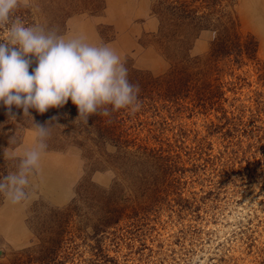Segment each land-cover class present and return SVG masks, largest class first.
Segmentation results:
<instances>
[{
  "label": "rangeland",
  "instance_id": "1",
  "mask_svg": "<svg viewBox=\"0 0 264 264\" xmlns=\"http://www.w3.org/2000/svg\"><path fill=\"white\" fill-rule=\"evenodd\" d=\"M104 1L99 14L73 15L63 27L44 23L49 0H26L22 6L46 30L58 29L66 37L83 35L90 44L110 46L126 67L168 74L169 60L152 43L160 25L153 0ZM236 10L242 33L257 39L264 64V0H237ZM214 36L201 32L190 52L200 64L201 79L178 101L148 113V124L133 136L137 146L164 159H130L121 197H136L137 216L98 228L104 192L115 188L117 171L106 168L92 174L84 153L74 146L46 149L30 180L29 199L13 205L0 195V264L26 260L39 249V239L53 238L54 224L66 221L57 212L71 205L78 210L57 241V259L50 264H264V72L251 65L239 69L221 64L222 72L212 70L207 59ZM7 38L8 31L0 28V43ZM35 66L34 60L30 73ZM207 72L212 90L221 85L224 93L216 95L220 97L214 105L207 104ZM62 109L67 104L46 114ZM12 111L14 121L3 117L9 115L0 104L2 176L18 164V159L5 160V149L22 156L37 142L34 122L42 125L33 109L34 122L24 119L22 109L13 106ZM49 122L54 124L53 119ZM57 137L53 127L50 139L57 143ZM139 184L141 191H151L136 193ZM41 231L46 239L38 235Z\"/></svg>",
  "mask_w": 264,
  "mask_h": 264
},
{
  "label": "trees",
  "instance_id": "2",
  "mask_svg": "<svg viewBox=\"0 0 264 264\" xmlns=\"http://www.w3.org/2000/svg\"><path fill=\"white\" fill-rule=\"evenodd\" d=\"M153 2V14L158 17L160 25L158 32L152 37V43L163 51L171 64V69L168 74L161 77L146 70L127 66L130 83L138 84L141 89L139 93L141 108L135 115H130L127 110L121 109L112 113L110 117L92 115L88 124H84L82 121H77L78 108L71 100L67 103V109L52 115L40 114L34 109L32 113L35 121L42 125H47L50 119L56 118L53 119L54 124H51L58 133L57 143L49 136L47 149L64 150L65 146H74L84 153L86 161L93 168L92 174L106 168L117 171L118 180L115 188L110 192H104L106 202L101 208L104 210V216L99 220L98 228L118 225L126 215L129 218L137 216L139 204L136 197H121L123 192L121 188L125 182L124 176H127L130 159L141 160L144 157L158 162H164V159L158 156L155 150L137 146L136 138L133 136L148 124V113H158L160 105L166 106V103L178 101L184 92H190L194 83L201 79L200 64L190 54L201 32L211 31L215 35L207 59V66L210 65L212 70L222 72V69H219L221 64L237 66L239 69L251 65L259 72H264V64L259 58L257 39L251 34L244 35L241 31L236 10L237 0H153ZM54 5L58 8L54 9ZM49 6L50 9L47 10L49 16L44 18V23L63 27L65 20L73 15L99 14L104 10L105 1L49 0ZM15 16L20 17L25 26L37 25L30 8L21 5L13 18ZM0 28L7 30L6 27ZM262 79L264 81V73ZM215 81H219V78ZM213 86L207 72V104L212 105L217 104L218 101L213 102V100L220 97L216 95L222 89L220 85L213 91ZM220 95L223 96L224 93ZM21 117L18 118L21 124L29 127ZM109 148L115 149L110 151ZM0 173V177L7 175L4 173L2 176L1 169ZM139 185L135 188L138 190H135L136 193H140L143 187ZM150 191L149 188H144L141 193L146 195ZM77 210L76 205H71L62 212L58 211L57 213H61L66 221L60 220L54 224L55 231L50 232L53 238L47 239L48 241L39 239L40 247L37 251L33 250L31 254L25 256L26 260L19 259L13 264L55 262L59 247L57 241L67 233L70 224L68 221L73 218ZM128 212L131 214H127ZM38 235L45 236L46 239V232L41 231Z\"/></svg>",
  "mask_w": 264,
  "mask_h": 264
},
{
  "label": "clouds",
  "instance_id": "3",
  "mask_svg": "<svg viewBox=\"0 0 264 264\" xmlns=\"http://www.w3.org/2000/svg\"><path fill=\"white\" fill-rule=\"evenodd\" d=\"M22 4L26 0H0V27L8 31L0 43V104L11 120L16 119L13 106L34 122L30 110L44 114L69 100L78 108L77 121L84 124L92 115L110 117L121 109L135 115L140 110V86L130 83L128 69L114 49L90 44L83 35L66 37L55 28L25 26L20 17L13 18ZM33 58L36 66L30 73ZM34 125V147L20 157L4 151L5 160L18 159L16 170L0 177V195L13 205L29 199L30 180L39 171L54 127L51 122Z\"/></svg>",
  "mask_w": 264,
  "mask_h": 264
},
{
  "label": "crops",
  "instance_id": "4",
  "mask_svg": "<svg viewBox=\"0 0 264 264\" xmlns=\"http://www.w3.org/2000/svg\"><path fill=\"white\" fill-rule=\"evenodd\" d=\"M55 109H57V108H50L49 110H55Z\"/></svg>",
  "mask_w": 264,
  "mask_h": 264
}]
</instances>
